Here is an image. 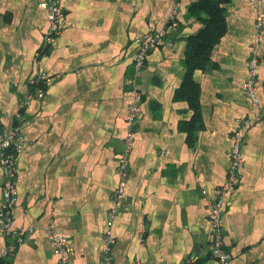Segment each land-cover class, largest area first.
Instances as JSON below:
<instances>
[{
    "label": "crops",
    "instance_id": "obj_1",
    "mask_svg": "<svg viewBox=\"0 0 264 264\" xmlns=\"http://www.w3.org/2000/svg\"><path fill=\"white\" fill-rule=\"evenodd\" d=\"M44 0H0L1 122L13 123L37 70L34 57L49 26ZM200 0H178L176 27L147 57L140 78L142 109L129 166L125 203L112 222L118 160L133 99L129 77L135 39L162 28L173 0H63L66 28L42 60L51 81L24 111L25 148L18 157V227L34 233L0 264H61L46 231L74 247L67 264H99L103 235L115 236L113 264H218L213 256L211 199L226 180L238 119L245 129L244 167L227 194L229 264H264V30L259 48L260 107L243 83L256 32L253 0H221L225 32L205 69L196 70L200 119L177 91L187 74L190 40L210 15ZM263 9H264V0ZM3 173L0 165V194ZM144 238L142 242L141 239ZM13 238L0 232V252Z\"/></svg>",
    "mask_w": 264,
    "mask_h": 264
},
{
    "label": "built area",
    "instance_id": "obj_2",
    "mask_svg": "<svg viewBox=\"0 0 264 264\" xmlns=\"http://www.w3.org/2000/svg\"><path fill=\"white\" fill-rule=\"evenodd\" d=\"M257 7L256 32L253 36L251 54L247 60V78L243 83V88L255 107H260V96L258 93V66L260 62L259 48L264 30V9L262 0H253ZM42 7L47 10L49 26L43 36L39 50L36 52L34 60L37 65L36 72L29 77L30 90L19 98L18 107L13 114L14 121L9 125L1 122V117L5 113L0 109V165L3 173V184L0 194V232L7 238H13L12 245H8L0 252V258H12L14 250L21 245L26 237L34 233L33 226L18 227L15 225V215L19 201V190L17 186L18 157L25 148V137L22 131L24 111L32 100L43 98L46 94V85L50 83L49 73L42 68V60L52 49L54 42L66 28V10L63 0H44ZM179 3L173 0L170 13L160 29L151 28L143 36L135 39L136 48L132 54V72L129 82L132 86L133 99L129 105L126 116L127 133L124 139V148L118 160L119 181L114 193V205L110 210V218L113 222L122 209L127 192L129 166L131 154L136 138V123L142 109L143 91L140 89V78L146 65L150 52L160 42L163 41L168 31L177 26V14ZM260 116L253 118L238 119V127L232 134V144L228 151L229 168L226 180L217 188L211 199V223L212 241L210 249L218 260V264H229L232 253L225 244L224 236V209L226 196L233 192L239 183L241 170L244 167V157L242 144L244 141L245 129L250 125L260 121ZM47 237L51 240L55 254L59 257L61 264H67L74 253V247L69 239L49 228L46 231ZM141 241H144L142 237ZM115 236L112 228H109L103 235V243L99 264H113V246ZM133 264H142L140 256L137 254Z\"/></svg>",
    "mask_w": 264,
    "mask_h": 264
},
{
    "label": "trees",
    "instance_id": "obj_3",
    "mask_svg": "<svg viewBox=\"0 0 264 264\" xmlns=\"http://www.w3.org/2000/svg\"><path fill=\"white\" fill-rule=\"evenodd\" d=\"M193 9L204 10L210 18L206 21V27L190 40L185 57L187 74L177 91V97L189 101L195 111L194 122L197 123L200 119V88L194 79V73L196 70L206 68L213 48L225 32L226 22L221 0H200L193 6Z\"/></svg>",
    "mask_w": 264,
    "mask_h": 264
}]
</instances>
